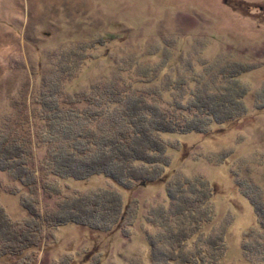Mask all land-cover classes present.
<instances>
[{
	"label": "rangeland",
	"instance_id": "rangeland-1",
	"mask_svg": "<svg viewBox=\"0 0 264 264\" xmlns=\"http://www.w3.org/2000/svg\"><path fill=\"white\" fill-rule=\"evenodd\" d=\"M97 41L106 43L86 51L97 60L85 64L82 79L66 89L82 91L114 80L118 86L134 83L133 92L152 90L157 83L140 82L147 78L140 74L165 60L162 82L187 77L196 66L207 83H214V73L206 74L200 63L246 64L250 70L240 79L249 88L248 111L213 123L208 132L161 133L171 145L169 164L157 180L137 183L130 191L101 174L68 178L65 184L73 192L113 187L130 211L138 208V218L126 228L132 217H125L123 232L56 227L41 246L40 264H128L136 257L151 264L146 232L159 230L146 224L144 215L169 203L168 183L180 176H202L215 190L216 216L204 232L226 231L228 247L220 264H262L245 257L243 247L262 234L246 192L264 204V0H0V125L8 116L17 119L32 94L50 86L58 54ZM19 191V184L0 171V203L21 219L29 213L14 194Z\"/></svg>",
	"mask_w": 264,
	"mask_h": 264
},
{
	"label": "trees",
	"instance_id": "trees-1",
	"mask_svg": "<svg viewBox=\"0 0 264 264\" xmlns=\"http://www.w3.org/2000/svg\"><path fill=\"white\" fill-rule=\"evenodd\" d=\"M103 43L81 44L58 54L50 86L32 94L17 119L8 116L0 125V171L19 184L20 191L13 193L29 213L16 218L0 203V264H40L48 231L59 226L123 232L129 216L125 227L135 225L138 208L130 211L119 191L107 186L73 192L65 184L68 178L101 174L130 191L137 183L157 180L169 164L171 145L161 133L208 132L213 123L247 114L249 88L240 79L250 70L246 64L217 68L200 63L206 74L214 73V83H207L193 65L189 76L162 82L168 71L165 60L140 74L147 78L137 83H157L150 91L133 92L134 83L118 86L114 80L82 91L66 89L82 79V68L96 58L86 51ZM167 192L169 203L144 215L146 224L159 230L146 232L151 264H220L228 247L226 231L204 232L216 216L211 184L202 176H180L169 181ZM246 194L262 234L257 242H245L244 256L264 264V204ZM128 264L145 262L136 257Z\"/></svg>",
	"mask_w": 264,
	"mask_h": 264
}]
</instances>
